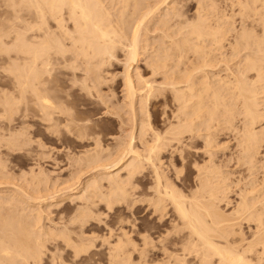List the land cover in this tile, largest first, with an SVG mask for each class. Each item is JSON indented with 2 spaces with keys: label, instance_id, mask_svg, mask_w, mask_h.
<instances>
[{
  "label": "bare ground",
  "instance_id": "bare-ground-1",
  "mask_svg": "<svg viewBox=\"0 0 264 264\" xmlns=\"http://www.w3.org/2000/svg\"><path fill=\"white\" fill-rule=\"evenodd\" d=\"M236 1L241 15L238 29L233 16L216 12L213 16L203 0H198L192 21L174 0H7L10 12L5 19L8 26L0 25V53L7 56L1 65L10 71L12 89L0 91L2 103L18 111L24 100V118L39 119L58 132L63 128L72 134L76 129L80 138L95 137L99 147L77 158L84 167L66 196L58 197L61 184L51 189L52 194L33 195L26 185L10 180L20 191L10 189L13 194L7 192L0 198L6 209L0 214V264H105L94 254L82 259L98 237L107 252L106 264H264V182L259 188L242 185L238 199L232 200L234 180L225 182L213 161L221 151L218 147L223 143L224 149L228 147V141L219 146L217 136L229 132L238 140L237 158L247 160L261 154L264 167V0ZM152 21L156 28L176 26L183 33L180 39L171 38V48L178 50L177 62L171 63L169 47L162 42L152 46L148 65L153 75L162 74L161 87L145 78L137 65L151 44ZM207 39L214 47L208 46ZM226 41L232 55L249 51L223 79L213 55L218 50L216 54L224 59ZM187 48L204 58L201 65L191 62ZM118 50L125 52L122 83L126 101L120 106L129 107L133 125L127 140L104 148L98 135L88 132L91 118L77 116L72 93L59 87L55 72L69 69L71 87L80 82L88 91L98 90L109 80L103 72L117 58ZM198 71L203 74L198 76ZM166 90L175 106L165 118L167 128L160 131L150 121L148 105ZM57 91L63 93L57 95ZM99 96L106 113H117L118 106ZM237 116L242 117L241 125H235ZM194 138L204 142L203 150L194 147V151L207 157L191 161L196 174L186 185L180 175L170 177L162 154L171 151L169 166L178 161L190 164L188 148L193 147ZM27 139L24 130H11L8 136L0 133V148L25 144ZM148 167L153 181L146 186ZM45 175L40 169L34 178L41 181ZM136 176H141L138 197L126 204L167 222L169 229L164 234L154 235L155 226L137 224L123 214L105 222L100 217L104 212L97 211L102 202L113 210L119 194L129 196L128 186ZM3 178L9 180L0 158ZM66 198L77 201L72 214L53 216L51 207L63 206ZM88 216L96 220V227ZM101 228L106 232L100 235L96 232ZM69 250L73 251L71 260L64 255Z\"/></svg>",
  "mask_w": 264,
  "mask_h": 264
},
{
  "label": "rangeland",
  "instance_id": "rangeland-1",
  "mask_svg": "<svg viewBox=\"0 0 264 264\" xmlns=\"http://www.w3.org/2000/svg\"><path fill=\"white\" fill-rule=\"evenodd\" d=\"M177 1L179 4V8L182 9L185 13V18L192 21L193 18L196 16V7L198 4V0H174ZM243 1V0H242ZM203 4L206 5L205 7L209 9L208 11L214 15H222V16H233L235 21V25L240 28L241 23V15L239 13L240 6L236 0H203ZM167 9V7H165ZM216 8V9H214ZM162 8V13L166 11V9ZM213 11V12H212ZM218 11V12H217ZM10 6L7 0H0V22L4 20V23H0V25L4 24V27H7L8 24L5 22L9 18ZM216 12V14H215ZM4 13L6 15H4ZM210 13V15H212ZM220 13V14H219ZM3 14V15H2ZM224 14V15H223ZM235 14V16H234ZM8 15V16H7ZM160 16V15H157ZM225 18V17H223ZM6 19V20H5ZM154 20H158L155 18ZM174 23V20L171 21V24ZM151 30L149 31L150 42L151 44L147 45V50H143L142 55L137 63L139 66L140 72L144 75L145 78L154 79V84L157 87H161L163 84L164 79L162 74L158 73L156 75L152 74V68L148 65V56L150 52H152V46H160L161 42L167 48L168 52L170 53L171 63L177 62L178 50L175 49L173 46L171 48V38L180 39L183 36V33L177 30L176 26H171L170 28L166 26L155 25V22H150ZM235 33V32H234ZM171 35V36H168ZM232 34L229 40H232L234 37ZM8 39L6 38V41ZM206 43L209 47H214V44L211 39H207ZM225 47L222 49L224 50V55L222 59L221 56L217 52L214 51V60L216 63V70H219L223 79L225 77L228 78L227 74L231 70H236L238 59L241 58L244 53L248 52L246 49L242 50L239 54L232 55L231 48L229 47L228 41L225 42ZM122 50L117 51V58L114 59L109 65L105 66V71L103 75L108 78L109 80L105 82L103 85L100 86L98 90L93 89L92 91H88L86 88H83L81 83L78 82L76 85L71 87L70 78L71 70L66 69L64 67L58 68L55 72V76L57 77L59 87L62 89L69 88L70 92L72 93V100L75 110L77 112V116L84 118L89 117L92 121V126L88 129V132H92L93 136L98 135L101 141V147L104 148H111L115 146L120 141H125L129 138L133 120L131 119L132 115L128 112L129 107H122L123 101H126L124 98V86H123V69L124 59H125V52ZM188 57L190 58L191 62L196 65H201L204 58L195 54L190 48L186 50ZM231 53V54H230ZM213 56L211 57L213 59ZM5 53H0V91L9 93L12 89V81H11V74L8 68L2 66L4 59L6 58ZM226 57V58H225ZM231 67V68H229ZM208 68V67H207ZM215 68V67H214ZM229 69V70H228ZM212 71L211 73H213ZM216 72V71H215ZM218 72V71H217ZM249 73V72H248ZM203 74V71H198L197 75ZM231 74V73H229ZM251 76V73L247 74ZM114 77V78H112ZM112 78V79H110ZM101 90V92H99ZM225 92L227 91L224 89ZM57 95H61L63 92H56ZM114 93L115 95L112 96L111 94ZM103 95L105 100L108 101L109 104H113L116 108H118L117 113L114 115L108 114L105 112V102L102 100L101 96ZM226 96H229L228 94ZM0 133H4L8 136V133L11 130H24L27 142L24 144H3L0 148V158L5 164V172L8 174V179L6 181H13L16 184H21L28 189V192L33 195H49L52 194L53 190H51L56 184H61L58 187V191L61 195L66 196L70 193L69 186L74 183L73 178L78 175V170L84 165H80L77 162V158L84 155V152L90 149H96L99 146H96V139L95 137H79L76 133L77 130L75 129L72 134L65 131L63 128H60L59 132L55 131L54 129H50L47 127L46 123L41 122L39 119L33 118L29 116L28 118L23 117V113L25 112V102L24 100L20 104V108L16 111L14 108L6 107L2 103V99H0ZM123 100V101H122ZM175 104L172 102L169 90H166L165 94H159L158 96H154L152 100L149 102L148 108L150 111V121L160 129V131H164L167 128V122L165 118L171 114ZM122 107V108H121ZM124 109V110H123ZM128 110V111H127ZM165 111V112H164ZM105 112V113H104ZM164 115V116H163ZM242 116V115H241ZM238 117V116H237ZM236 117L235 125H241V118L243 117ZM141 114L138 115V122H141ZM30 122L31 126L24 125V122ZM25 126L24 129H20L21 126ZM74 128V127H73ZM56 132V133H55ZM57 134V135H55ZM31 135V136H30ZM55 135V136H54ZM69 135V136H68ZM74 135V136H73ZM78 137V138H77ZM31 138V140H29ZM36 138V140H35ZM35 141H34V140ZM87 139V140H86ZM85 140V141H84ZM217 140L225 143L228 145L224 149L223 144L221 147H218L219 151L214 155V168L218 171L219 174L225 176L226 181L230 184L231 183L232 192L229 194L232 196V200L238 199V189L243 186L248 187V184L251 185L250 187H261L263 186L264 182V167L262 163V155L258 154L253 157L247 158V160H239L237 158L238 152V140L229 132L225 134L222 132L217 136ZM231 140V141H230ZM43 142V143H42ZM139 144V141H136ZM20 143V142H18ZM42 144V145H41ZM204 142L202 138H194L193 139V147H189L190 153V164H184L183 162H175V166H169L170 159H171V151L168 149L162 154V158L164 161L165 170L168 172L171 178H176V175H180L184 178V183L186 185L191 184L193 177L195 176V169L193 168V162L195 160H202L205 159L207 156L204 153L195 152L197 151L194 147H200L203 150ZM14 146V147H13ZM48 146V147H47ZM63 147V148H62ZM221 148V149H220ZM199 149V150H200ZM223 149V150H222ZM30 151V152H29ZM231 156V157H230ZM236 156V157H235ZM235 157V158H234ZM239 157V156H238ZM231 158L229 161L228 159ZM258 159V160H257ZM244 161V162H243ZM248 161V162H246ZM259 162V164H258ZM258 165H257V164ZM262 163V164H261ZM261 164V165H260ZM255 165V166H254ZM254 166V167H253ZM253 167V168H252ZM256 167V168H255ZM169 168V169H168ZM252 168V169H251ZM40 169L44 170L45 177L44 180L36 181L34 178V174L39 172ZM177 170L180 172L177 174ZM254 170V171H253ZM147 175L145 176V183L146 186L152 183V175L150 172V168H147ZM222 172V173H221ZM88 173H85L82 178H85ZM251 174V175H250ZM228 176V180L227 177ZM141 176H136L133 179L132 185L128 186L129 196H125L124 194H119L116 197L117 203L115 204V208L113 210H108L105 207V203L102 202L99 206L97 211L104 212L100 215L103 221L111 223L116 221L118 216L123 214L127 216L132 222H136L137 224L144 222L146 226L149 228L151 226H155L153 229L154 235L164 234L166 230L169 228V224L167 222H160L157 220L156 217H150V213H143V211L138 210V208L130 209L129 206L126 204L129 200L138 197L139 188L138 185ZM239 178L240 181H239ZM257 181H256V180ZM0 179V198L3 199V195L9 194L7 192L12 193L10 189H14V191H18V186H16L13 182L9 183ZM237 180V181H236ZM2 181V182H1ZM72 181V182H71ZM239 181V182H238ZM18 182V183H17ZM238 182V183H237ZM2 183V184H1ZM6 183V184H5ZM137 185L134 187L133 185ZM247 184V186L245 185ZM234 185V187H233ZM16 188V189H15ZM1 189L5 191L4 193L1 192ZM5 189V190H4ZM9 190V191H8ZM20 191V190H19ZM18 191V192H19ZM64 191V192H63ZM236 192V193H235ZM13 194V193H12ZM232 194V195H231ZM264 194L262 195V197ZM63 206L60 207H51L52 215L58 216L59 214H63L65 216H69L74 211V208L77 205L76 200H68L66 198L63 201ZM0 214H5V206L0 205ZM227 208V211L230 209ZM2 211V212H1ZM87 219H90V223L97 226L96 220L92 216H88ZM98 230V229H97ZM106 232L105 229L101 228L96 233L103 234ZM99 235V236H100ZM134 237L138 239V233L134 234ZM101 238V239H100ZM157 239V238H156ZM102 237H98L95 242V247L89 250L87 253H82V259H85L88 254H94L97 256V259L102 261L106 264L107 262V252L104 246H101ZM52 244L50 243V246ZM65 257L69 260L73 257V251L69 250L64 252ZM136 258V254L133 255ZM160 254H156L155 257L160 258Z\"/></svg>",
  "mask_w": 264,
  "mask_h": 264
}]
</instances>
